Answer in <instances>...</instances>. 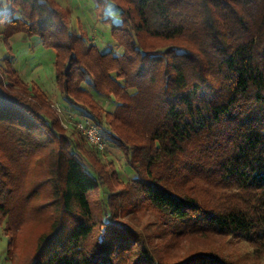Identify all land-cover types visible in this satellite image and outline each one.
I'll return each instance as SVG.
<instances>
[{
  "label": "trees",
  "instance_id": "1",
  "mask_svg": "<svg viewBox=\"0 0 264 264\" xmlns=\"http://www.w3.org/2000/svg\"><path fill=\"white\" fill-rule=\"evenodd\" d=\"M83 1L98 32L107 31L102 41L57 0H0V226H13L5 156L39 153L42 206L51 212L26 264H230L199 253L164 263L119 221L141 202L176 237L209 231L264 243V0ZM17 36L52 51V84L78 137L66 134L37 83L24 80L11 45ZM76 120L97 128L104 151L121 152L131 182L111 191L103 167L89 163L103 151ZM198 179L253 202L209 209ZM2 232L10 261L16 236Z\"/></svg>",
  "mask_w": 264,
  "mask_h": 264
},
{
  "label": "rangeland",
  "instance_id": "2",
  "mask_svg": "<svg viewBox=\"0 0 264 264\" xmlns=\"http://www.w3.org/2000/svg\"><path fill=\"white\" fill-rule=\"evenodd\" d=\"M57 1L62 6L73 10L72 19L74 20L75 16L79 17L81 23L92 33V38L99 37L101 41L104 39L103 34L107 33L106 29L103 31L100 29L98 32L97 26L92 23L89 16V8L83 0ZM11 45L19 61L18 67L27 73L23 77L24 80L26 82L34 80L37 83L46 94L51 107L61 116L64 127H68L66 134L72 135L73 138L78 137L77 134H72L69 124V122L72 123L71 115L63 114L58 93L52 84V51L39 49L34 39L27 42L18 40V36L12 39ZM0 50L2 54L1 46ZM27 61L28 66L25 65ZM102 105L106 109H112L109 100H103ZM97 157L98 159L93 154L89 155V163L103 167L107 173L103 171V175L107 177L112 192L131 182L132 173L126 167L125 158L121 152L108 149L97 153ZM39 158H41L39 153L29 156L21 155L14 158V161L10 160L9 156H5L9 172L14 179L15 190L10 201L14 210L7 219L13 226H5L4 223L0 226V264H26L35 251L40 235L48 228L51 212L50 209L42 206L46 200V185L39 187V183L45 178ZM109 176L112 177L109 178ZM195 185H198L199 193H201L200 201L209 209L219 210L231 206L246 209L253 202L250 196L232 186L215 189L211 188V185L208 186L202 179H198ZM99 194L91 193L90 199L95 206H99ZM119 221L129 224L141 237L149 241L164 263H178L190 255L199 253L221 257L230 264H264V243L209 231L190 233L181 238L176 237L171 228L172 224L163 220L161 214L145 202L134 204L132 208L127 206ZM2 227L8 228L9 237L16 236L14 254L10 261L7 259V237L3 234Z\"/></svg>",
  "mask_w": 264,
  "mask_h": 264
},
{
  "label": "built area",
  "instance_id": "3",
  "mask_svg": "<svg viewBox=\"0 0 264 264\" xmlns=\"http://www.w3.org/2000/svg\"><path fill=\"white\" fill-rule=\"evenodd\" d=\"M74 128L80 132L87 143L97 149L98 151H104L105 143L101 138V135L97 128L89 121L76 120L73 123Z\"/></svg>",
  "mask_w": 264,
  "mask_h": 264
}]
</instances>
